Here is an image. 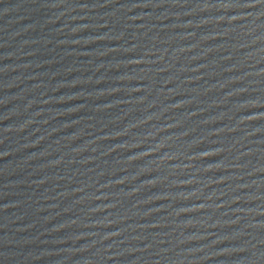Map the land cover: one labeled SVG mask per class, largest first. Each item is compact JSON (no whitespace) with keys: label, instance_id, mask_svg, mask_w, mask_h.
I'll use <instances>...</instances> for the list:
<instances>
[{"label":"water","instance_id":"obj_1","mask_svg":"<svg viewBox=\"0 0 264 264\" xmlns=\"http://www.w3.org/2000/svg\"><path fill=\"white\" fill-rule=\"evenodd\" d=\"M0 264H264V0H0Z\"/></svg>","mask_w":264,"mask_h":264}]
</instances>
